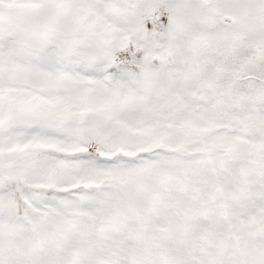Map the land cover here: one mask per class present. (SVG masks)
<instances>
[{"label": "snow or ice", "instance_id": "snow-or-ice-1", "mask_svg": "<svg viewBox=\"0 0 264 264\" xmlns=\"http://www.w3.org/2000/svg\"><path fill=\"white\" fill-rule=\"evenodd\" d=\"M0 264H264V0H0Z\"/></svg>", "mask_w": 264, "mask_h": 264}]
</instances>
